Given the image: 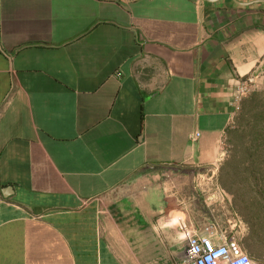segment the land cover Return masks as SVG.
I'll list each match as a JSON object with an SVG mask.
<instances>
[{
	"label": "crops",
	"instance_id": "0c3cea01",
	"mask_svg": "<svg viewBox=\"0 0 264 264\" xmlns=\"http://www.w3.org/2000/svg\"><path fill=\"white\" fill-rule=\"evenodd\" d=\"M237 112H264V0H0V264H182L186 230L247 231Z\"/></svg>",
	"mask_w": 264,
	"mask_h": 264
},
{
	"label": "trees",
	"instance_id": "16d2710c",
	"mask_svg": "<svg viewBox=\"0 0 264 264\" xmlns=\"http://www.w3.org/2000/svg\"><path fill=\"white\" fill-rule=\"evenodd\" d=\"M227 140L231 155L220 185L233 196L234 212L247 225L241 244L248 249L264 239V112H238ZM258 255L264 258V252Z\"/></svg>",
	"mask_w": 264,
	"mask_h": 264
},
{
	"label": "built area",
	"instance_id": "2783aa9c",
	"mask_svg": "<svg viewBox=\"0 0 264 264\" xmlns=\"http://www.w3.org/2000/svg\"><path fill=\"white\" fill-rule=\"evenodd\" d=\"M255 85L256 78L249 76L237 87V104ZM200 136V132H194L190 139L195 141ZM225 152L224 148V155ZM185 239V259L182 264H259L245 251L234 233L219 229L214 224H209L202 230H186Z\"/></svg>",
	"mask_w": 264,
	"mask_h": 264
},
{
	"label": "rangeland",
	"instance_id": "374dc122",
	"mask_svg": "<svg viewBox=\"0 0 264 264\" xmlns=\"http://www.w3.org/2000/svg\"><path fill=\"white\" fill-rule=\"evenodd\" d=\"M239 106H240V104H239ZM237 114H238V112L236 113V116H237ZM234 123H235V120H234ZM223 144H224V148L226 150L225 156H230L231 155V152H230L231 148H230V145L228 143L227 138H226V140L224 141ZM225 171H227V170H225ZM211 172H212V170H210V173ZM206 181H207V178H206ZM232 231L238 237L240 242H242L244 244V239L246 237V231H244L242 229H233ZM245 251H247V253L250 254L252 258L258 259V262L260 264H264V258H261L258 255L260 251L264 252V239H262V243H260V244L257 243V246L253 245V246L249 247L248 249L245 246Z\"/></svg>",
	"mask_w": 264,
	"mask_h": 264
}]
</instances>
